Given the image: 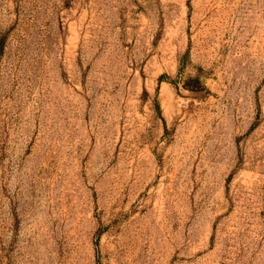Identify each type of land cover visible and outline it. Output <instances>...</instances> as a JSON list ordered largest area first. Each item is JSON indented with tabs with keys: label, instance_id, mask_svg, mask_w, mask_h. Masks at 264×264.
Listing matches in <instances>:
<instances>
[{
	"label": "rangeland",
	"instance_id": "rangeland-1",
	"mask_svg": "<svg viewBox=\"0 0 264 264\" xmlns=\"http://www.w3.org/2000/svg\"><path fill=\"white\" fill-rule=\"evenodd\" d=\"M0 264H264V0H0Z\"/></svg>",
	"mask_w": 264,
	"mask_h": 264
}]
</instances>
